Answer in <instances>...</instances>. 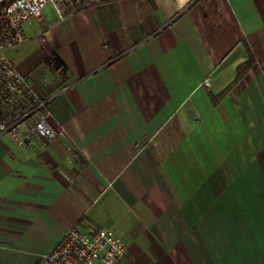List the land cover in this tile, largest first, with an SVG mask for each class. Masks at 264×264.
I'll list each match as a JSON object with an SVG mask.
<instances>
[{
    "label": "crops",
    "instance_id": "crops-1",
    "mask_svg": "<svg viewBox=\"0 0 264 264\" xmlns=\"http://www.w3.org/2000/svg\"><path fill=\"white\" fill-rule=\"evenodd\" d=\"M53 12L5 54L64 137L0 139V264H41L74 226L124 264H264V0Z\"/></svg>",
    "mask_w": 264,
    "mask_h": 264
},
{
    "label": "built area",
    "instance_id": "built-area-1",
    "mask_svg": "<svg viewBox=\"0 0 264 264\" xmlns=\"http://www.w3.org/2000/svg\"><path fill=\"white\" fill-rule=\"evenodd\" d=\"M112 0H0V139L8 138L18 148L37 141L64 137L48 123V104L30 80L7 59L5 52L26 42L22 26L40 19L51 8L58 19ZM141 2L143 0H134ZM55 69L51 58L47 64ZM56 71H60L58 68ZM208 81L204 86L208 87ZM125 248L120 239L104 230L84 232L69 229L56 246L42 255L41 264H124Z\"/></svg>",
    "mask_w": 264,
    "mask_h": 264
},
{
    "label": "trees",
    "instance_id": "trees-1",
    "mask_svg": "<svg viewBox=\"0 0 264 264\" xmlns=\"http://www.w3.org/2000/svg\"><path fill=\"white\" fill-rule=\"evenodd\" d=\"M243 45H244V48L246 49V52L248 54V57H247L248 60H247V62L245 64H243L241 66V69L239 70V74H238L237 80H239L241 78V76H243L247 72V70H249L252 66H254V63H255L254 58H252L253 56H252L250 50L248 49V47L245 44H243ZM53 59H54L55 64H56V68L52 69V70L56 71L58 68H60V70H63L62 65H60L61 63L57 59H55V58H53Z\"/></svg>",
    "mask_w": 264,
    "mask_h": 264
},
{
    "label": "rangeland",
    "instance_id": "rangeland-1",
    "mask_svg": "<svg viewBox=\"0 0 264 264\" xmlns=\"http://www.w3.org/2000/svg\"><path fill=\"white\" fill-rule=\"evenodd\" d=\"M8 52H6L5 54H7Z\"/></svg>",
    "mask_w": 264,
    "mask_h": 264
}]
</instances>
